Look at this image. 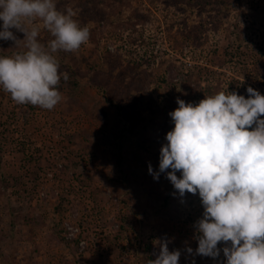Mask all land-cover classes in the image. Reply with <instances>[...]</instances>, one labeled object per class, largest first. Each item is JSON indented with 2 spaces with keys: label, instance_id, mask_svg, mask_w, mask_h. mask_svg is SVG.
<instances>
[{
  "label": "rangeland",
  "instance_id": "374dc122",
  "mask_svg": "<svg viewBox=\"0 0 264 264\" xmlns=\"http://www.w3.org/2000/svg\"><path fill=\"white\" fill-rule=\"evenodd\" d=\"M86 3L56 0L90 37L55 54L69 79L53 109L17 104L0 87V264H148L161 239L181 251L179 264H224L223 242L216 259L195 255L198 194L181 198L173 187L167 204L148 205L151 186L171 184L163 173L154 180L148 164L158 171L168 102L176 109L177 98L196 104L227 90L247 98L249 86L264 95V0H99L82 22ZM37 24L47 46L53 37ZM23 44L0 40V56ZM129 101L150 118L135 134L122 120ZM27 160L41 168L34 193L11 182Z\"/></svg>",
  "mask_w": 264,
  "mask_h": 264
},
{
  "label": "clouds",
  "instance_id": "9594fccd",
  "mask_svg": "<svg viewBox=\"0 0 264 264\" xmlns=\"http://www.w3.org/2000/svg\"><path fill=\"white\" fill-rule=\"evenodd\" d=\"M75 15L58 10L56 0H0V40L24 42V51L0 56V87L17 104L51 110L61 101L58 85L69 76L55 54L77 51L90 37ZM37 21L53 37L47 46L38 40ZM246 91L247 98L227 90L196 104L177 98L158 171L148 164L154 180L166 175L173 195L198 194L204 211L194 224L195 255L216 259L223 242L224 264H264V95ZM156 243L159 254L148 264H179V249L170 251L167 239Z\"/></svg>",
  "mask_w": 264,
  "mask_h": 264
},
{
  "label": "trees",
  "instance_id": "16d2710c",
  "mask_svg": "<svg viewBox=\"0 0 264 264\" xmlns=\"http://www.w3.org/2000/svg\"><path fill=\"white\" fill-rule=\"evenodd\" d=\"M81 2L84 1L87 2L83 10L79 16V20L82 22L86 21L94 12L92 9L88 10L92 3H96V1L99 0H80ZM232 0H216L217 4H228L231 3ZM117 61V60H116ZM260 72H264V66L259 65L257 67ZM140 80V78L138 77ZM72 90L77 89L78 83L73 81L71 82ZM175 104L173 102H168L165 107L163 108V118L162 123L160 124V130L161 133H163V137L165 138L166 133L170 130L169 126L167 125V119L170 117L169 113L175 109ZM136 103H132L129 101L126 106H123L122 108V120L127 124L129 133H137L139 130H145L146 126L150 123V118L142 112ZM24 150V146L22 147L19 152ZM120 161V160H119ZM26 164L30 167L27 168L23 174H18V171L13 169L10 170L11 182L13 187L20 189L21 192H25L27 189V185H30L31 187V193L37 189V172L40 171V166L37 161L33 160H27ZM27 173V174H26ZM26 174V175H25ZM173 189L172 184H167L164 188L160 189L159 185H154L149 188V190L146 193V201L148 205L154 208H159L164 204H167V197L170 195V192Z\"/></svg>",
  "mask_w": 264,
  "mask_h": 264
}]
</instances>
